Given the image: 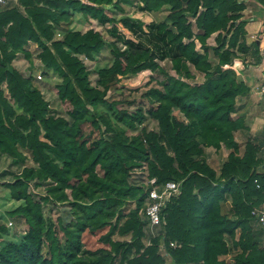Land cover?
<instances>
[{"label": "trees", "instance_id": "obj_1", "mask_svg": "<svg viewBox=\"0 0 264 264\" xmlns=\"http://www.w3.org/2000/svg\"><path fill=\"white\" fill-rule=\"evenodd\" d=\"M140 2L148 12L170 7V23L158 25L156 33L164 35L165 56L176 76L167 74L152 49L128 43L122 51L112 44L115 61L100 72L103 78L147 70L168 77L139 99L121 100L107 98L112 83L103 88L91 84L81 59H93L104 47L102 35L63 27L74 12L101 24L115 23L106 11L114 0H18V6L0 8V155L25 163L20 149H27L37 164L8 183L12 197L25 202L15 213L28 229L21 242L0 247V264H165V252L175 264H264V229H257L259 221L252 214L264 205V162L253 139L243 148L236 141L244 121L233 117L238 98L249 93L238 79L235 61L259 53L257 43L248 45L247 5L240 0ZM58 27L62 39H55ZM214 34L216 46L208 42ZM31 43L40 47L43 74L59 76L56 88L71 106V121L50 114L32 77L12 66L20 53L32 57ZM190 63L204 75L203 83L188 82L196 78ZM5 83L23 114L4 96ZM100 106L106 111H92ZM114 120L133 130L153 120L159 130L143 127L130 137ZM87 123L98 136L84 133ZM207 148L229 151L220 171L207 162ZM143 166L159 184L182 182V193L164 209L166 226L150 236V245L140 216L148 187L132 180ZM33 182L50 186L44 201L70 205L59 218L60 228L45 218L40 201L29 192ZM131 203L135 209L126 214ZM107 227L102 240L110 249L84 248L85 231ZM6 232L0 225V240ZM115 235L121 239L114 240Z\"/></svg>", "mask_w": 264, "mask_h": 264}, {"label": "rangeland", "instance_id": "obj_2", "mask_svg": "<svg viewBox=\"0 0 264 264\" xmlns=\"http://www.w3.org/2000/svg\"><path fill=\"white\" fill-rule=\"evenodd\" d=\"M244 1L247 4L246 0ZM18 0H9L7 5H0V8H5L7 6H18ZM247 10V8H246ZM245 10V11H246ZM106 11L109 17L115 18V23L101 24L94 19H89L84 17L81 13L74 12L73 19L68 24H64V29H69L70 31H80L86 33L87 31L93 30L102 35L105 45L97 53L94 54L93 59H87L81 56L82 61L86 65L87 69L90 71V82L93 86L97 88H103V86L108 82L112 83L111 89L108 91L107 98L113 100H121L124 98L128 99H139V96L144 92L148 91L152 87H160L162 83L168 78L167 74L176 76L175 71L172 69V61L170 57H166V47L163 45L162 38L164 35L156 33V27L161 23H170L168 15L170 13V7L165 6L160 11L148 12L144 9L140 0H114V3L106 6ZM245 11L243 12V20L246 16ZM248 19V18H247ZM191 21H194L191 18ZM249 21V19H248ZM139 23L140 25H137ZM57 27V26H55ZM62 28H56L55 39H62L64 33H62ZM247 30V29H246ZM116 31V32H115ZM248 37V36H246ZM248 39V38H247ZM209 44L212 46L217 45L216 34H214L209 39ZM128 43H132L135 46L144 47L146 49H152L157 56V62L165 68L167 74L157 71H144L137 75L123 77L121 75L114 76L111 78H103L100 72L104 69L112 67L115 61V54L113 52L112 44L115 45L120 50H125L128 47ZM29 52L32 53L31 58H27L24 53H20L18 57L12 62V66L20 71V73L26 77H32V86L39 88L43 99L49 104V113L56 116L62 117L64 119L70 120L71 118L68 111L71 109L69 103L62 101L59 98L58 90L56 85L59 83L58 75H45L43 74V66L38 57L40 47L36 44L31 43L28 47ZM218 60L215 58L214 63L217 64ZM244 62L242 60H236L234 66L241 73ZM196 78L189 80L188 82L193 84H201L204 82L205 78L203 74L195 71L193 63H190ZM38 75L42 76V79H38ZM238 79L242 80L240 74ZM2 90L4 91V96L10 101L13 108L16 110L17 114H23L24 111L18 107V104L11 99L10 94L7 89V84L2 85ZM94 113L104 112L106 108L100 106L99 110L93 109ZM175 115L179 118H183V115L176 111ZM115 121V120H114ZM117 125L124 128L125 133L132 137L138 134V132L146 127L150 131H158L159 127L156 121L148 120L144 124L139 126V130H133L127 128L125 124L118 123ZM83 131L85 134H92L93 138L99 135L95 128L87 123L83 126ZM244 147V145H242ZM20 152L25 157V163H14L12 158L0 155V225H5L7 227V232L2 234L0 240V247L11 243V242H21L27 229L28 225L26 220L15 213V211L23 206L25 202L23 200H16L12 197L11 189L8 187V183L14 182V180L22 174L25 167H37V164L32 160V156L27 149H20ZM229 151L225 148L221 150H216L213 148L206 149V159L207 162L217 171L221 170L223 163L227 160ZM60 163V161H57ZM132 180L137 181V184H143L146 186L148 176V171L146 166L140 169H136L132 174ZM50 186H35V183H31L29 187V192L32 193L33 198L36 201H40L43 209L45 218H48L52 223L58 228H60L59 218L63 215L65 209H70V205L61 204L59 202L44 201L42 197L47 195L48 188ZM70 190L67 191L69 195ZM70 196V195H69ZM52 198V196H51ZM131 209H135V203H131L130 207L126 209L125 213L128 214ZM143 208L140 212L141 218L146 222L145 242L150 245V236L157 235L160 232L159 228H152L148 225L146 217L144 215ZM73 217L70 215L69 220ZM257 229L263 230L264 228L259 224ZM58 231V237L64 240V233L61 230ZM109 232V227L102 229L97 232L85 231L82 234V241L84 243V248L90 251H96L101 248L110 249V245L106 244L102 240V236ZM261 244L264 247V235L260 236ZM114 240H120V236L115 235ZM162 253V252H161ZM164 255V256H163ZM165 257V264H175L173 259L165 252L162 253ZM227 259L230 256L226 257ZM119 264V261L116 262Z\"/></svg>", "mask_w": 264, "mask_h": 264}, {"label": "crops", "instance_id": "obj_3", "mask_svg": "<svg viewBox=\"0 0 264 264\" xmlns=\"http://www.w3.org/2000/svg\"><path fill=\"white\" fill-rule=\"evenodd\" d=\"M246 1L244 19L247 21L248 45L257 43L259 53L248 55L239 72L241 81L249 87V93L237 100L233 117L243 119L244 128L235 133V138L241 146L253 139L260 146L259 156L264 162V93L261 92L264 86V0Z\"/></svg>", "mask_w": 264, "mask_h": 264}, {"label": "built area", "instance_id": "obj_4", "mask_svg": "<svg viewBox=\"0 0 264 264\" xmlns=\"http://www.w3.org/2000/svg\"><path fill=\"white\" fill-rule=\"evenodd\" d=\"M8 1L0 0V5H7ZM37 78L42 79V76L38 75ZM261 92L264 93V86L261 88ZM146 186L148 191L144 215L150 227L160 229L165 227L167 223L164 209L173 198L178 197L182 193V182L170 181L165 184H159L156 178H148ZM252 214L264 228V205L262 208L254 209Z\"/></svg>", "mask_w": 264, "mask_h": 264}]
</instances>
